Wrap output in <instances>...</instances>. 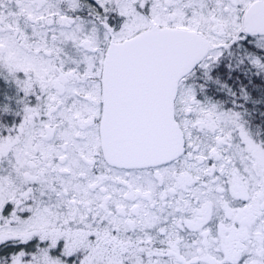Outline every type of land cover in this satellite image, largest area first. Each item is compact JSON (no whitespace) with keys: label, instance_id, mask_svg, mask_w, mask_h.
Here are the masks:
<instances>
[{"label":"snow or ice","instance_id":"obj_1","mask_svg":"<svg viewBox=\"0 0 264 264\" xmlns=\"http://www.w3.org/2000/svg\"><path fill=\"white\" fill-rule=\"evenodd\" d=\"M0 264H264V0H0Z\"/></svg>","mask_w":264,"mask_h":264}]
</instances>
